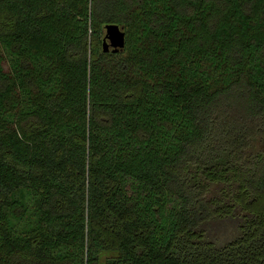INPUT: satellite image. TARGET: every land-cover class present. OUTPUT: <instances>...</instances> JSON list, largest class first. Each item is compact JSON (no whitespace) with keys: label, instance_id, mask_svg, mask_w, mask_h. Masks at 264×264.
<instances>
[{"label":"trees","instance_id":"obj_1","mask_svg":"<svg viewBox=\"0 0 264 264\" xmlns=\"http://www.w3.org/2000/svg\"><path fill=\"white\" fill-rule=\"evenodd\" d=\"M0 264H264V0H0Z\"/></svg>","mask_w":264,"mask_h":264},{"label":"water","instance_id":"obj_2","mask_svg":"<svg viewBox=\"0 0 264 264\" xmlns=\"http://www.w3.org/2000/svg\"><path fill=\"white\" fill-rule=\"evenodd\" d=\"M126 45V31L124 26L118 23L106 25V36L103 39V50L105 52H119Z\"/></svg>","mask_w":264,"mask_h":264},{"label":"rangeland","instance_id":"obj_3","mask_svg":"<svg viewBox=\"0 0 264 264\" xmlns=\"http://www.w3.org/2000/svg\"><path fill=\"white\" fill-rule=\"evenodd\" d=\"M106 36V28H105V34H104V36H103V39H104V37ZM129 185H131V186H136V182H134L133 180H129ZM167 205L168 206H170L171 205V203H169V201L167 200ZM164 213H166V211H164Z\"/></svg>","mask_w":264,"mask_h":264}]
</instances>
